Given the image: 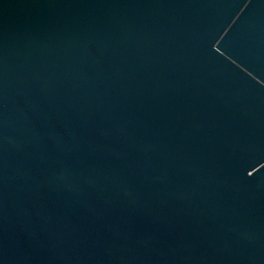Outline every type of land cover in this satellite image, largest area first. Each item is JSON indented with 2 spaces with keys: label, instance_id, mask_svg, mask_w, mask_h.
I'll return each mask as SVG.
<instances>
[{
  "label": "water",
  "instance_id": "water-1",
  "mask_svg": "<svg viewBox=\"0 0 264 264\" xmlns=\"http://www.w3.org/2000/svg\"><path fill=\"white\" fill-rule=\"evenodd\" d=\"M0 264H264V0H0Z\"/></svg>",
  "mask_w": 264,
  "mask_h": 264
}]
</instances>
